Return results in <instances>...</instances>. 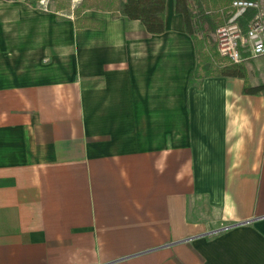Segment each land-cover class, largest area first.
Instances as JSON below:
<instances>
[{"label": "crops", "instance_id": "obj_1", "mask_svg": "<svg viewBox=\"0 0 264 264\" xmlns=\"http://www.w3.org/2000/svg\"><path fill=\"white\" fill-rule=\"evenodd\" d=\"M0 0V264H264V95L188 85L193 41Z\"/></svg>", "mask_w": 264, "mask_h": 264}, {"label": "trees", "instance_id": "obj_2", "mask_svg": "<svg viewBox=\"0 0 264 264\" xmlns=\"http://www.w3.org/2000/svg\"><path fill=\"white\" fill-rule=\"evenodd\" d=\"M233 1L173 0L174 13L182 16L184 30L194 45L196 64L189 75L188 85L199 88L207 77L240 78L243 80L244 94L264 95V82L250 84L247 80L245 61L251 57L243 54L244 59L234 63L218 52L216 40L213 39L216 29L229 18ZM165 9L166 0H81L73 10V25L75 28L102 29V20L82 15L85 10H96L109 12L113 18L123 16L131 21L137 20L147 33L157 35L165 30ZM254 12L248 10L240 18L243 32Z\"/></svg>", "mask_w": 264, "mask_h": 264}, {"label": "built area", "instance_id": "obj_3", "mask_svg": "<svg viewBox=\"0 0 264 264\" xmlns=\"http://www.w3.org/2000/svg\"><path fill=\"white\" fill-rule=\"evenodd\" d=\"M227 21L215 31L218 52L234 63L250 57H264V0H235ZM255 11L245 32L240 18L248 11Z\"/></svg>", "mask_w": 264, "mask_h": 264}, {"label": "rangeland", "instance_id": "obj_4", "mask_svg": "<svg viewBox=\"0 0 264 264\" xmlns=\"http://www.w3.org/2000/svg\"><path fill=\"white\" fill-rule=\"evenodd\" d=\"M16 4V6L28 9L30 6L36 11H54L58 17H74L73 10L76 8L81 0H8ZM61 6V9L58 7ZM58 9V10H57ZM213 39L215 36L213 35ZM247 70V80L250 84H257L264 82V57H251L245 61Z\"/></svg>", "mask_w": 264, "mask_h": 264}]
</instances>
